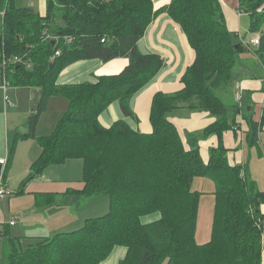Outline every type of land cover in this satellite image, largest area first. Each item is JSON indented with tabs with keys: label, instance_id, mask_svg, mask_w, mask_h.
<instances>
[{
	"label": "trees",
	"instance_id": "trees-1",
	"mask_svg": "<svg viewBox=\"0 0 264 264\" xmlns=\"http://www.w3.org/2000/svg\"><path fill=\"white\" fill-rule=\"evenodd\" d=\"M240 2L250 14L249 31H260L257 53L264 63V0ZM222 5L221 0H172L154 10L152 0H47V13L41 15L16 7L14 0H0V75L5 73L10 85L42 88L39 107L29 119L32 132L21 137L35 136L52 93L70 100L54 132L38 137L41 153L32 176L52 163L81 159L83 195L110 196L109 211L86 218L78 229L52 238L12 237L20 247H14L7 264H99L116 245L126 247L118 264H262L264 190L243 165L230 161L223 142L224 132L237 124L240 107L230 109L220 92L227 90L237 55L245 50L227 28ZM161 11L181 25L196 52L182 78L184 87L176 96L155 94L151 133L140 132L126 119L105 127L99 115L114 101L125 116H135L131 99L164 65L159 55L144 53L138 45ZM59 17L64 23L53 28ZM117 57L129 59L121 73L95 83H57L59 73L79 60ZM194 98L216 121L189 137L187 146L170 115L178 108L175 100ZM260 116L249 121L251 142L260 139L264 105ZM213 134L218 145L204 161L199 142ZM197 176L215 184L212 238L206 243L195 238L204 193L193 189ZM155 212L160 218L142 222ZM1 236H6L3 224Z\"/></svg>",
	"mask_w": 264,
	"mask_h": 264
},
{
	"label": "crops",
	"instance_id": "crops-1",
	"mask_svg": "<svg viewBox=\"0 0 264 264\" xmlns=\"http://www.w3.org/2000/svg\"><path fill=\"white\" fill-rule=\"evenodd\" d=\"M171 1L172 0H152L153 7H155L154 10L164 8L165 6L169 5ZM240 1L241 0H221V4H223L222 12L225 18L226 26L232 33H241L244 26V20L242 17L246 12L241 10ZM39 13L41 15H45L47 13V0H42ZM252 39L248 40L251 41ZM138 45L139 49L144 53H155L159 55L164 61L163 67L157 72L155 77L131 99L130 106L135 114L134 117L125 116L120 102L114 101L99 115V120L105 127H110L115 121L119 119H126L133 128L139 130L140 132L151 133L153 131V126L150 120V115L155 94L163 93L169 96H176L180 93L184 87L182 78L187 68L193 64L196 58V52L190 44L189 38L183 31L181 25L174 21V19L165 11H161L155 16L151 24L147 27L144 35L139 40ZM244 50H248V52L244 51L238 56V60L242 65V72L241 70L234 71L233 74H231L235 98L236 92L238 90L242 91L243 98L241 101H236L235 99L236 103H234L232 106H229L230 109H233V107L237 105H239L240 108L235 115L237 124L224 132L223 142L224 146L227 148V155H229L228 158L230 161L234 164L243 165L244 169L246 171L248 170V173H250L257 186H259L258 188L264 190V126L260 134V139H258L256 142H251L249 123L251 120L256 121V107L260 106L262 115L264 105V63L260 60L257 53V45L250 43L249 47H244ZM128 64L129 59L126 57H117L106 62L100 60L99 58L82 59L73 63V65L71 64L64 68L58 75L57 83H60L61 85L82 82L95 83L99 81L98 79L102 76L121 73ZM0 77L4 87L10 85L5 73H3V76L0 75ZM40 90L41 96L39 102L36 107L31 108V115L39 107L42 97V88H40ZM173 103L176 104L178 108L174 110L172 115H170V119L178 128L181 137L187 146L189 137L201 133L203 129L216 121V117L209 111L200 109L202 102L197 98L191 99L189 101L179 99L175 100ZM189 106H197L199 108L192 109ZM47 109L48 106L46 110ZM31 115L26 122L27 131L25 133L17 132L13 137L14 139L16 137H21V135L32 132L29 125V119ZM40 115L37 125L34 129V137H36V129L40 121ZM260 119L261 116L259 120ZM235 127H238V129H235ZM34 137L31 136L21 138L26 139ZM14 139L10 140L9 138L6 140L8 144V158L6 159L7 164L5 166L4 174L5 185L7 184V168H9L12 163L18 141H16L13 156L10 158V146ZM217 145L218 137L215 134L208 137H203L200 140V153L204 161L209 160L210 149L212 147H217ZM214 190L215 184L213 183V196H215L213 193ZM261 211L263 214L264 204L261 205ZM0 221L4 225V231L6 230V235L10 234V229L12 226L17 225L16 221L15 224L12 225L10 222L14 221V219L8 220L7 215L1 210ZM22 236L38 237L46 235L27 234L14 235L12 237L16 238ZM262 264H264V219Z\"/></svg>",
	"mask_w": 264,
	"mask_h": 264
},
{
	"label": "rangeland",
	"instance_id": "rangeland-1",
	"mask_svg": "<svg viewBox=\"0 0 264 264\" xmlns=\"http://www.w3.org/2000/svg\"><path fill=\"white\" fill-rule=\"evenodd\" d=\"M14 3L16 7H29L39 12L42 0H14ZM242 18L244 26L241 33H234L240 42V37L252 39L261 35L260 31L248 32L250 29L249 13L246 12ZM57 23L63 24L64 21L61 17L57 18L53 28H56ZM245 51L248 52V50ZM239 55L241 53L237 57ZM240 70L242 72V65L237 59L233 72ZM232 82L233 80H230L226 91L220 92L228 107L236 103ZM40 88L32 84L4 87L0 77L1 159L8 158L6 140L14 139L17 132L27 131L26 122L31 115V108L36 107L39 102ZM69 106L70 100L67 97L52 93L48 109L40 115L36 137L17 138L15 155L11 165L7 168V187L3 180L8 195H6L7 198L0 199V210L7 215L8 220L14 219L17 225L11 227L10 234L0 237V264H7L10 253L14 252V247H20L19 243L13 245L12 236L34 234L52 238L58 232L78 229L84 224L86 218L104 215L110 209V196L107 193L87 196L81 192L83 181L81 159L52 163L41 174L32 176V164L41 151L38 137L52 134ZM259 115H261L260 106L256 107V120H259ZM213 183L214 181L208 177L197 176L193 179V189L204 192L200 196L195 231L198 243H206L212 238L216 203L215 196L212 195ZM158 218H160V213L155 212L143 216L142 222L149 223ZM125 248V246L116 245L99 264H118L119 260L125 256Z\"/></svg>",
	"mask_w": 264,
	"mask_h": 264
},
{
	"label": "built area",
	"instance_id": "built-area-1",
	"mask_svg": "<svg viewBox=\"0 0 264 264\" xmlns=\"http://www.w3.org/2000/svg\"><path fill=\"white\" fill-rule=\"evenodd\" d=\"M48 37H50V35H48ZM259 39H260V35H257L251 41H249L248 39H245V38H241L240 37V40L242 42V46H244V47H249L250 43H252L254 45L260 44L259 43ZM66 40H67V42H69L72 39L71 38H66ZM57 53H60V52L58 51ZM19 60H20V58L16 57V60L15 61H19ZM242 98H243V93H242V91L238 90L236 92V100L237 101H241ZM235 129H237V128H235ZM6 164H7V160L0 158V172H1V174H0V198H4V197H6V195H8V190L5 187L4 182H3ZM10 223L13 225V224H15V221H11ZM2 224L3 223L0 221V230L2 229Z\"/></svg>",
	"mask_w": 264,
	"mask_h": 264
}]
</instances>
